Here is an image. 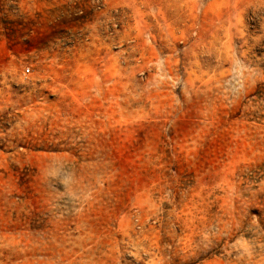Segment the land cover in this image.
<instances>
[{
	"label": "rangeland",
	"instance_id": "obj_1",
	"mask_svg": "<svg viewBox=\"0 0 264 264\" xmlns=\"http://www.w3.org/2000/svg\"><path fill=\"white\" fill-rule=\"evenodd\" d=\"M0 264H264V0H0Z\"/></svg>",
	"mask_w": 264,
	"mask_h": 264
}]
</instances>
